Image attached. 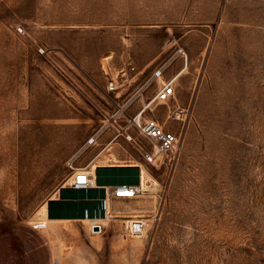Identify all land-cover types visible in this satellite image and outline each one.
<instances>
[{
    "label": "rangeland",
    "instance_id": "obj_1",
    "mask_svg": "<svg viewBox=\"0 0 264 264\" xmlns=\"http://www.w3.org/2000/svg\"><path fill=\"white\" fill-rule=\"evenodd\" d=\"M127 60L142 80L164 65L128 115L175 88L143 113L180 136L155 165L101 125L127 96L101 63ZM115 162L144 189L101 232L43 220L72 167ZM134 215L150 226L125 236ZM0 264H264V0H0Z\"/></svg>",
    "mask_w": 264,
    "mask_h": 264
},
{
    "label": "built area",
    "instance_id": "obj_2",
    "mask_svg": "<svg viewBox=\"0 0 264 264\" xmlns=\"http://www.w3.org/2000/svg\"><path fill=\"white\" fill-rule=\"evenodd\" d=\"M18 31L24 33L22 26H18ZM44 53L43 49H39ZM105 64V65H104ZM101 63V69L105 75V90L115 94L116 97L127 93L126 100L117 104L113 111L106 108H99L102 115L101 125H115L116 135L121 137L138 151L139 155L150 164H157L163 158L173 152L179 143L180 136L171 129H166L164 124L153 116H145L143 113L151 103L167 104L175 99V88L171 79H163L149 103L143 104L141 108L133 113L127 114L126 107L130 101L142 96L143 89L150 85L152 79L158 81L163 78L164 65L156 67L151 77L146 80L140 78V71L131 61L127 60L123 64ZM62 73V72H61ZM64 74V73H62ZM173 119L183 122L187 117V109L175 106L172 109ZM97 134L92 135L87 142L95 141ZM138 168L139 166L135 164ZM139 169V168H138ZM69 185L73 188H87L94 183V176L86 167H72ZM138 184L118 183L113 186L104 187V200L106 207L111 198H134L141 191L140 173ZM103 220L111 218L109 210L105 211ZM97 220V219H95ZM152 218L134 215L128 217L123 222L122 234L129 237L142 236L149 228ZM100 226V224H95ZM93 225V226H94Z\"/></svg>",
    "mask_w": 264,
    "mask_h": 264
},
{
    "label": "crops",
    "instance_id": "obj_3",
    "mask_svg": "<svg viewBox=\"0 0 264 264\" xmlns=\"http://www.w3.org/2000/svg\"><path fill=\"white\" fill-rule=\"evenodd\" d=\"M142 173V167L138 169L132 163H107L97 164L93 169L94 183L87 188H73L69 185L70 173L67 180L58 186V188L44 202L43 220L46 222L67 223V224H85L87 221L99 222L105 217V211L110 210L114 217L113 210H116L110 203L106 207L104 200V187L113 186L118 183L138 184V175ZM72 178V177H71ZM117 213L121 212L116 210ZM97 219V220H95ZM103 227L101 225V232Z\"/></svg>",
    "mask_w": 264,
    "mask_h": 264
},
{
    "label": "bare ground",
    "instance_id": "obj_4",
    "mask_svg": "<svg viewBox=\"0 0 264 264\" xmlns=\"http://www.w3.org/2000/svg\"><path fill=\"white\" fill-rule=\"evenodd\" d=\"M144 175V174H143ZM140 187L142 188V189H144L143 188V186H142V174L140 173ZM42 210V209H41ZM93 224H92V226L94 225V223L96 224L97 222H95V221H93L92 222ZM98 224V223H97Z\"/></svg>",
    "mask_w": 264,
    "mask_h": 264
},
{
    "label": "water",
    "instance_id": "obj_5",
    "mask_svg": "<svg viewBox=\"0 0 264 264\" xmlns=\"http://www.w3.org/2000/svg\"><path fill=\"white\" fill-rule=\"evenodd\" d=\"M92 228L94 231H100V226L98 225H94Z\"/></svg>",
    "mask_w": 264,
    "mask_h": 264
}]
</instances>
